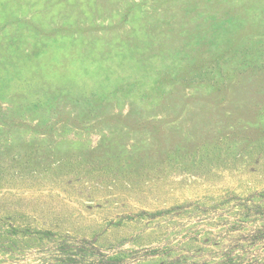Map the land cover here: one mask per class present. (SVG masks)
Here are the masks:
<instances>
[{
	"label": "rangeland",
	"instance_id": "1",
	"mask_svg": "<svg viewBox=\"0 0 264 264\" xmlns=\"http://www.w3.org/2000/svg\"><path fill=\"white\" fill-rule=\"evenodd\" d=\"M0 264H264V0H0Z\"/></svg>",
	"mask_w": 264,
	"mask_h": 264
},
{
	"label": "trees",
	"instance_id": "2",
	"mask_svg": "<svg viewBox=\"0 0 264 264\" xmlns=\"http://www.w3.org/2000/svg\"><path fill=\"white\" fill-rule=\"evenodd\" d=\"M48 234L50 235V233H48ZM88 242H89L88 244H90V243H91L90 241H88ZM92 248L96 249V247H94V246H93Z\"/></svg>",
	"mask_w": 264,
	"mask_h": 264
}]
</instances>
